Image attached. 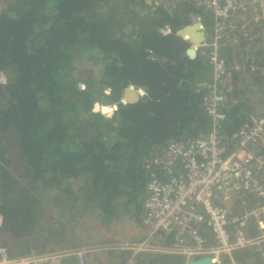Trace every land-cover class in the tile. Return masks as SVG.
Segmentation results:
<instances>
[{
	"label": "trees",
	"instance_id": "trees-1",
	"mask_svg": "<svg viewBox=\"0 0 264 264\" xmlns=\"http://www.w3.org/2000/svg\"><path fill=\"white\" fill-rule=\"evenodd\" d=\"M170 4L0 0V245L13 254L88 246L100 249L85 264L187 263L180 254L102 248L147 235L145 198L159 169L149 158L211 126L198 87L211 65L200 51L190 55L177 30L201 14L212 34L213 15L189 0ZM257 40L224 39L229 62H255L246 73L231 70L228 132L264 112V36ZM130 85L146 94L123 100ZM97 102L114 103L111 118ZM261 251L231 257L264 264Z\"/></svg>",
	"mask_w": 264,
	"mask_h": 264
},
{
	"label": "built area",
	"instance_id": "built-area-1",
	"mask_svg": "<svg viewBox=\"0 0 264 264\" xmlns=\"http://www.w3.org/2000/svg\"><path fill=\"white\" fill-rule=\"evenodd\" d=\"M181 1L185 0H165L174 8ZM189 1L211 12L214 19L209 34L202 15H197L194 21L201 22L207 36L191 46L206 54L211 65L210 76L198 84L203 91L202 104L211 118L210 129L188 140H172L149 158L147 167L159 169L147 187V235L102 248L127 251L132 256L145 251L180 254L187 262L211 256L214 264H224V257H231L235 250H261L264 245V112L251 113L248 122L234 132L225 127V106L232 99L231 70L246 73L255 62H248L246 57L229 62L222 52L225 38L235 44L245 38L254 44L264 36V0ZM130 87L137 88L140 96L146 94L142 87ZM113 108L114 103H100L97 111L112 112ZM157 234L171 239L157 240ZM96 249L100 248L84 246L15 255L0 245V264H65L72 257L76 264H85L86 253ZM231 259V264L237 263Z\"/></svg>",
	"mask_w": 264,
	"mask_h": 264
},
{
	"label": "water",
	"instance_id": "water-1",
	"mask_svg": "<svg viewBox=\"0 0 264 264\" xmlns=\"http://www.w3.org/2000/svg\"><path fill=\"white\" fill-rule=\"evenodd\" d=\"M148 2H152V0H147ZM177 33L185 36L188 35V39L193 44L201 43L206 39L207 33L204 28L201 26L200 21H193L192 23L180 28L177 30ZM190 55L195 57L197 55V49L191 47ZM123 97L128 102H134L138 100L141 96L137 91V88L134 87H126L123 93ZM100 103H95L94 110H98ZM186 264H214L211 256H203L195 259L189 260Z\"/></svg>",
	"mask_w": 264,
	"mask_h": 264
},
{
	"label": "clouds",
	"instance_id": "clouds-1",
	"mask_svg": "<svg viewBox=\"0 0 264 264\" xmlns=\"http://www.w3.org/2000/svg\"><path fill=\"white\" fill-rule=\"evenodd\" d=\"M84 85H81V90L84 89ZM102 114L106 117V118H111L113 113L111 111H108L107 109H102Z\"/></svg>",
	"mask_w": 264,
	"mask_h": 264
},
{
	"label": "rangeland",
	"instance_id": "rangeland-1",
	"mask_svg": "<svg viewBox=\"0 0 264 264\" xmlns=\"http://www.w3.org/2000/svg\"><path fill=\"white\" fill-rule=\"evenodd\" d=\"M238 42H241V39L238 41ZM256 43H258V41H255L254 42V44H256ZM253 44V42H252V45H254ZM82 62H84V61H82ZM81 62V65L83 66L84 64ZM255 89V88H254ZM262 250V251H261ZM261 252H259L260 253V256L262 257V258H264V246H262V248H261ZM264 262V261H263ZM236 264H238V263H236Z\"/></svg>",
	"mask_w": 264,
	"mask_h": 264
},
{
	"label": "crops",
	"instance_id": "crops-1",
	"mask_svg": "<svg viewBox=\"0 0 264 264\" xmlns=\"http://www.w3.org/2000/svg\"><path fill=\"white\" fill-rule=\"evenodd\" d=\"M256 89H257V87H256ZM264 99V98H263ZM264 246V245H263ZM238 264H240L239 262H237Z\"/></svg>",
	"mask_w": 264,
	"mask_h": 264
}]
</instances>
